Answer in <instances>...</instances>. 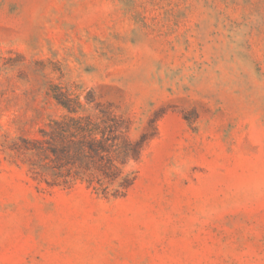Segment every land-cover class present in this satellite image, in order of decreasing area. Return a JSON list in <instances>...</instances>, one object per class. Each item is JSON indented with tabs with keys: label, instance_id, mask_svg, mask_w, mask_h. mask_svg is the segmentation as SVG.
Instances as JSON below:
<instances>
[{
	"label": "rangeland",
	"instance_id": "obj_1",
	"mask_svg": "<svg viewBox=\"0 0 264 264\" xmlns=\"http://www.w3.org/2000/svg\"><path fill=\"white\" fill-rule=\"evenodd\" d=\"M57 90L143 140L124 196L31 178ZM0 264H264V0H0Z\"/></svg>",
	"mask_w": 264,
	"mask_h": 264
},
{
	"label": "trees",
	"instance_id": "obj_2",
	"mask_svg": "<svg viewBox=\"0 0 264 264\" xmlns=\"http://www.w3.org/2000/svg\"><path fill=\"white\" fill-rule=\"evenodd\" d=\"M52 97L66 114L50 119L39 138L22 139L16 150L28 155L33 181L49 188L81 182L104 198L124 196L136 180L128 168L139 159L143 140L131 141L121 118L108 109L83 115L79 102L61 90Z\"/></svg>",
	"mask_w": 264,
	"mask_h": 264
}]
</instances>
